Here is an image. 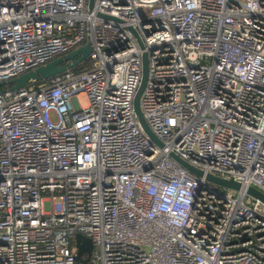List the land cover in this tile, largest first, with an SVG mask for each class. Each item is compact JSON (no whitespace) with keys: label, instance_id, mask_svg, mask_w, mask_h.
Wrapping results in <instances>:
<instances>
[{"label":"built area","instance_id":"obj_1","mask_svg":"<svg viewBox=\"0 0 264 264\" xmlns=\"http://www.w3.org/2000/svg\"><path fill=\"white\" fill-rule=\"evenodd\" d=\"M0 83V264H264V0H0Z\"/></svg>","mask_w":264,"mask_h":264},{"label":"water","instance_id":"obj_2","mask_svg":"<svg viewBox=\"0 0 264 264\" xmlns=\"http://www.w3.org/2000/svg\"><path fill=\"white\" fill-rule=\"evenodd\" d=\"M91 1V6L93 5V0ZM137 35V33H136ZM141 45L143 46V43L141 41V39L139 38V36L137 35ZM92 50V47L90 44H87L81 48H78L68 54H66L63 57H59L45 65H42L34 70H30L24 74H21L20 76L13 78L11 80H9L7 82V85H9V89L11 90H17L20 88H24L27 87L28 85L32 84V83H36V82H40L42 80H46V79H50L53 76L63 73L64 71H66L67 69L70 68H74L76 66L79 65V63L83 62L84 60H86L88 58V55L90 54ZM147 78H148V57L145 54L144 55V62H143V79H142V83L137 91V94L135 96V100H134V108H135V112L138 116V119L141 123V125L143 126V128L145 129V131L154 139L157 140L156 135L152 132L144 114L143 111L141 109V95L144 91V88L146 86L147 83ZM2 85H6L3 83H0V87ZM11 87V88H10ZM4 91L2 90V88H0V92ZM172 156L180 163L182 164L185 168H187L189 171H191L193 174H195L197 177H203L205 176V178L212 182L215 183L221 187L224 188H229V189H234V190H239L241 188V184L238 181H235L234 179H226L220 176H217L215 174L209 173L206 174L204 173V171L202 169L196 168L195 166L189 164L188 162H186L185 160H183L182 158H180V156L176 155V154H172ZM247 193L249 195H251L252 197H255L257 199H259L263 204H264V192H262L261 190L255 188V187H249L247 189ZM76 240H77V245L79 247V252L77 255V259L87 262L89 260V257L87 259H83L82 258V254L84 252H87L88 254H91L92 252V240L84 235L78 234L76 236Z\"/></svg>","mask_w":264,"mask_h":264},{"label":"rangeland","instance_id":"obj_3","mask_svg":"<svg viewBox=\"0 0 264 264\" xmlns=\"http://www.w3.org/2000/svg\"><path fill=\"white\" fill-rule=\"evenodd\" d=\"M210 62H211L210 59H204V60H203V63H206V64H209ZM10 88H11V87H10ZM2 90H6V87H5V86H2ZM83 101H84V103H87V102H88L86 98H83ZM216 174H217V176H220V177H221L220 174H218V173H216ZM218 187H219V186H218ZM71 240H72L73 246H77V245H76V236H72V237H71Z\"/></svg>","mask_w":264,"mask_h":264},{"label":"trees","instance_id":"obj_4","mask_svg":"<svg viewBox=\"0 0 264 264\" xmlns=\"http://www.w3.org/2000/svg\"><path fill=\"white\" fill-rule=\"evenodd\" d=\"M48 82H49V79H46V80H42V81H40V82L32 83V84H30V85H41V84L48 83ZM30 85H29V86H30Z\"/></svg>","mask_w":264,"mask_h":264}]
</instances>
